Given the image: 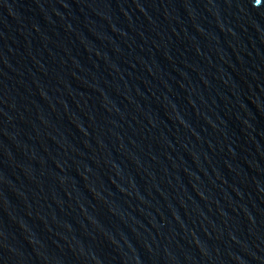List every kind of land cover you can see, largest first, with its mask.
<instances>
[{"label":"water","instance_id":"water-1","mask_svg":"<svg viewBox=\"0 0 264 264\" xmlns=\"http://www.w3.org/2000/svg\"><path fill=\"white\" fill-rule=\"evenodd\" d=\"M0 264H264V0H0Z\"/></svg>","mask_w":264,"mask_h":264}]
</instances>
